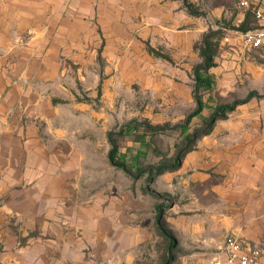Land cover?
Masks as SVG:
<instances>
[{
    "label": "crops",
    "instance_id": "crops-1",
    "mask_svg": "<svg viewBox=\"0 0 264 264\" xmlns=\"http://www.w3.org/2000/svg\"><path fill=\"white\" fill-rule=\"evenodd\" d=\"M185 24L195 21L183 0H0V264H133L141 235L132 190L124 209L119 193L105 199L83 186L96 172L80 149L93 146L83 132L87 113L97 114L79 99L96 66L89 35L112 51L119 75L136 65L120 52L149 41L171 48ZM262 136L225 157L237 188L223 193L232 213L217 228L261 249L264 264Z\"/></svg>",
    "mask_w": 264,
    "mask_h": 264
},
{
    "label": "rangeland",
    "instance_id": "rangeland-1",
    "mask_svg": "<svg viewBox=\"0 0 264 264\" xmlns=\"http://www.w3.org/2000/svg\"><path fill=\"white\" fill-rule=\"evenodd\" d=\"M184 1L201 15L194 16L195 24L184 25L182 38L170 43L171 48L156 44L171 61L154 58L146 43H137L134 50L119 55L134 59V70L127 67L123 72L121 68L116 75L112 51L103 50L98 34L93 40L89 35L93 46L87 58H94L96 66H89L79 99L97 114L87 113L86 123L91 127L83 132L93 146L80 149L94 156L95 162L89 163L87 170L92 172L96 166V172L83 186L100 189L105 199L119 193L121 199L126 197L124 209L134 203L141 236L133 264H210L228 235L217 228L232 213V204L223 193L237 188L231 180L232 162L225 157L245 154L233 150L264 133V58L244 43L243 32L237 30L262 0ZM243 1H248L250 8L243 6ZM190 27L192 31H187ZM249 28H258L252 13ZM217 30L222 32L217 65L201 71L214 83L209 89L196 81L195 68L202 59L195 48L205 34ZM93 92L95 97H90ZM235 104L234 111L215 122L211 134L196 139L219 107ZM199 109L186 125V118ZM153 128L165 130L153 134ZM111 141L118 146V157L131 176L110 163ZM189 149L179 168L151 178L158 165H172L177 155ZM128 187L134 194L130 206ZM160 216L175 242L172 250L156 225Z\"/></svg>",
    "mask_w": 264,
    "mask_h": 264
},
{
    "label": "trees",
    "instance_id": "trees-1",
    "mask_svg": "<svg viewBox=\"0 0 264 264\" xmlns=\"http://www.w3.org/2000/svg\"><path fill=\"white\" fill-rule=\"evenodd\" d=\"M192 6L193 5H188V4L186 5V1H184V7L186 8L189 15H191L193 17L194 16L195 17L200 16L201 14L195 13L194 11H192V9H191ZM251 13L255 18V14L250 11V13H248L246 19L241 23V25L237 29L238 31L246 33L248 31L254 30V29L249 28ZM221 36H222V32L220 30L210 31L209 33L204 35L202 43L199 46H196V48H195L198 50L199 55L202 59V64L198 65L195 68L196 81H197L198 85H200L201 87H206V88L212 89L214 86L213 81H211L208 77H203L201 74V71H209L210 69L216 67L217 64L215 62V57L217 56V53H218V47H219V43H220L219 41L221 39ZM147 51L154 58L164 59L167 61L172 60L170 55L163 53L160 50H157V49L151 47L149 44H147ZM199 104H200V101H199ZM199 106L201 107V105H199ZM237 106H238V104H235L232 106L219 107L218 111L210 119L207 128L202 133L197 134L196 139H199L202 136L211 134L214 130L215 122L219 118H221L220 116L222 114H223V116L224 115L226 116L227 113L234 111ZM200 110L201 109L191 113L186 118V121H185L186 125L190 124V122L193 120V118L198 114V112ZM219 113H220V115H217ZM164 130L165 129H161V128L151 129L153 134H157L161 131L163 132ZM111 144H112V149L109 152L110 163L114 167H117L118 169H122L124 172H126L128 175L131 176L130 171L128 170V168H126V165L118 157V154H119L118 146L114 143V141H111ZM191 150L192 149H189V150L185 151L184 153L177 155L175 157L174 163L172 165H158L156 170L151 174V178L153 179L154 177L161 175L167 171L176 170L177 168H179L182 164V160H183L184 156L188 152H190ZM156 225H157L159 231L161 232V234L169 240V247H170V250H172L175 246V242L172 240V235L166 230L161 216L157 218Z\"/></svg>",
    "mask_w": 264,
    "mask_h": 264
},
{
    "label": "built area",
    "instance_id": "built-area-1",
    "mask_svg": "<svg viewBox=\"0 0 264 264\" xmlns=\"http://www.w3.org/2000/svg\"><path fill=\"white\" fill-rule=\"evenodd\" d=\"M249 7L248 1L242 2ZM258 28L241 34L244 43L262 54L264 58V1L253 7ZM263 253L258 247L244 243L235 234H229L222 247L212 257L210 264H261Z\"/></svg>",
    "mask_w": 264,
    "mask_h": 264
}]
</instances>
